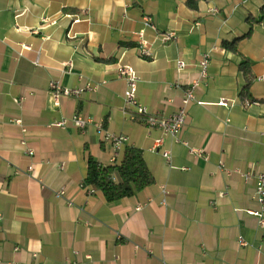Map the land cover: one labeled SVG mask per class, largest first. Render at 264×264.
Listing matches in <instances>:
<instances>
[{"label":"crops","instance_id":"crops-1","mask_svg":"<svg viewBox=\"0 0 264 264\" xmlns=\"http://www.w3.org/2000/svg\"><path fill=\"white\" fill-rule=\"evenodd\" d=\"M186 1L0 0V264H264L254 182L234 172H264V0ZM125 65L165 117L200 81L178 137L201 156L170 136L152 149L162 132L125 113ZM52 81L83 92L56 99ZM99 126L127 137L116 157ZM129 146L154 182L108 201L84 183L87 159L119 163Z\"/></svg>","mask_w":264,"mask_h":264},{"label":"built area","instance_id":"built-area-1","mask_svg":"<svg viewBox=\"0 0 264 264\" xmlns=\"http://www.w3.org/2000/svg\"><path fill=\"white\" fill-rule=\"evenodd\" d=\"M212 12H216V9L211 10ZM143 24L147 27H150L152 30H156L155 25L152 23L151 19L147 16L143 18ZM142 36V31L140 32ZM176 38V33L174 31H167L161 34V40L164 42L171 41ZM22 49H29V46L21 45ZM140 50L142 55L150 56V46L148 41L141 39L140 40ZM210 54L206 53L202 57L199 62V70L201 77H205L207 75V69L209 65ZM35 64H39V58L37 57L35 60ZM65 65H71V62H66ZM178 70H182L185 66V62L183 60H177L176 62ZM120 75L124 78L126 82V89L124 92V107L125 113L131 120H139L144 119L147 126L150 128H157L161 130L162 135L154 141L153 150H157L159 146H162L164 143V138L166 136H170L174 138L177 142L182 143L187 146L189 152L196 156H201L202 151L196 148L189 147L187 142L181 141L179 139V132L186 124L187 118V105L195 99V90L197 86L200 84L199 80H195L192 84L186 89L185 94L182 99V106L173 114L165 117L159 114H154L148 111V109L140 104L137 100L136 92H137V83L138 76L133 68L130 66H121L119 69ZM259 80L264 82V75L259 77ZM50 87L53 90L54 97L57 99L60 95L66 96H78L83 92V88L70 89L62 86L59 81H52L50 83ZM221 105H227L226 100H221L219 102ZM85 120L75 117L73 119V124L77 127H83L85 125ZM64 124L62 122L60 125ZM98 132L103 135V139L111 143L115 150V157L118 155L119 151L122 148V145L127 141L126 136H118L109 132L104 131L101 126L98 127ZM30 154L32 150L28 151ZM161 155L170 163L171 155L170 152L166 149L161 151ZM116 159L113 158L111 164H116ZM219 168L223 170L225 173L230 174L231 170L227 169L224 163L220 162ZM31 169V167L29 168ZM234 172L239 173L246 181L254 182V200L258 204L257 210H249L248 213L256 216L258 218V222L260 226H264V172H255V171H240L235 170ZM94 190V188H93ZM92 190V191H93ZM64 191H59L56 193V196L62 197L64 195ZM162 193L167 194V189L165 186L162 187ZM165 200H163V203ZM141 208V205L138 206ZM2 219V215L0 214V220ZM239 244L246 245V241L243 238H239Z\"/></svg>","mask_w":264,"mask_h":264},{"label":"trees","instance_id":"trees-1","mask_svg":"<svg viewBox=\"0 0 264 264\" xmlns=\"http://www.w3.org/2000/svg\"><path fill=\"white\" fill-rule=\"evenodd\" d=\"M199 0H187L189 8L197 9ZM248 84L245 85L241 95L247 94ZM264 101V100H261ZM88 169L84 180L102 191L108 201L132 195L154 182V177L148 169L139 148L129 146L124 150V156L119 163L101 164L91 156L87 159Z\"/></svg>","mask_w":264,"mask_h":264}]
</instances>
